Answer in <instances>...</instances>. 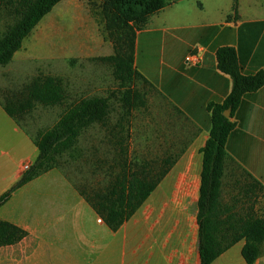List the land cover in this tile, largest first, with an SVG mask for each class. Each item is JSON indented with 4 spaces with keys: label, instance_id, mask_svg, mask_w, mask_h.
I'll return each instance as SVG.
<instances>
[{
    "label": "crops",
    "instance_id": "1",
    "mask_svg": "<svg viewBox=\"0 0 264 264\" xmlns=\"http://www.w3.org/2000/svg\"><path fill=\"white\" fill-rule=\"evenodd\" d=\"M88 2L62 0L57 13L44 23L48 27L53 22L54 46L67 61L111 55L112 47ZM233 4L234 0H169L137 33L135 69L193 130L138 212L112 231L69 180L53 169L16 190L0 208L1 221L27 233L17 244L0 247V264H201V150L212 128L207 106L223 103L232 89L231 78L218 69L216 53L233 47L243 73L264 70V0H238L237 18ZM197 52L201 63L187 64L186 57ZM31 58L18 51L12 62ZM3 102L0 99V197L38 155L33 139L5 112ZM232 121L223 187V197L227 190L229 199L224 197V202L232 204L231 199L239 197L236 212L264 218V87L244 96ZM238 172L249 176L246 184L254 181L262 188L258 199H241ZM188 202L196 204L192 219L185 215ZM245 244L236 243L213 264H247L242 255ZM254 264H264V254Z\"/></svg>",
    "mask_w": 264,
    "mask_h": 264
},
{
    "label": "trees",
    "instance_id": "2",
    "mask_svg": "<svg viewBox=\"0 0 264 264\" xmlns=\"http://www.w3.org/2000/svg\"><path fill=\"white\" fill-rule=\"evenodd\" d=\"M62 0H0V7H11L16 22L0 36V66L9 65L24 40L30 36L42 18ZM169 0H103L101 15L104 19V38L113 44L114 54L95 58L113 67L116 81L121 84L140 79L152 88L150 83L135 69L137 33L144 30L150 19L162 11ZM91 5V0L88 2ZM234 17L238 15V0L233 4ZM218 69L232 80V89L223 103H210L207 111L211 116L210 138L201 150L203 170L201 174L200 198L198 202V225L201 264L214 261L236 243L245 240L243 258L247 264H254L264 254V218L242 217L236 212L239 197L232 198V204L224 202L223 187L226 167L229 162L226 153L228 138L235 128L232 121L245 95L264 87V70L256 74H245L240 66L236 49L222 47L216 53ZM75 63V61H71ZM124 102L129 109L145 105L139 94L125 92ZM65 94L62 80L53 76L35 77L25 91L13 94L3 102L5 112L18 124L19 118L31 113L37 105L53 107L63 104ZM231 110V116L224 113ZM108 98L92 97L73 105L56 124L32 138L38 155L20 180L0 197V208L12 194L39 176L55 169L58 159L72 151L81 134L94 124L104 123L109 115ZM176 161H165L167 168L158 176L150 173H131L121 176L103 195H98V205L87 201L106 225L117 232L144 205L169 172ZM249 176H246V179ZM236 185L241 199H258L262 188L256 183ZM192 217L196 204L188 202L184 208ZM231 235H228V233ZM27 233L19 227L0 220V247L17 244Z\"/></svg>",
    "mask_w": 264,
    "mask_h": 264
},
{
    "label": "rangeland",
    "instance_id": "3",
    "mask_svg": "<svg viewBox=\"0 0 264 264\" xmlns=\"http://www.w3.org/2000/svg\"><path fill=\"white\" fill-rule=\"evenodd\" d=\"M102 2L91 0L92 4L88 5L100 21L101 33L105 36ZM60 7L56 5L24 40L19 51L33 56L31 60L0 66V99L5 100L25 91L39 75L62 80L65 94L63 104L53 107L37 105L31 113L19 118V125L34 139L39 132L52 128L67 109L80 101L92 97L108 98L110 111L107 120L86 129L75 148L58 159L55 168L86 201L88 198L98 205V195L105 194L121 176L144 171L154 178L162 174L167 168L165 161L179 158L193 130L156 90L140 79L121 84L115 80L113 67L108 63L92 59L65 60L54 46L57 39L52 36L53 22L48 27L44 26ZM67 19L64 18L66 24ZM15 22L11 7L1 6L0 36ZM108 43L112 47L109 52L113 55V44ZM43 44L44 48L40 46ZM42 50L45 52L41 54ZM128 90L139 94L145 105L129 109L124 102ZM8 92L12 95L6 94ZM238 174L241 175L238 177L240 189L250 180L243 178L240 172ZM228 195L226 190L224 197L229 199ZM185 215L187 219H192L189 212H185Z\"/></svg>",
    "mask_w": 264,
    "mask_h": 264
},
{
    "label": "built area",
    "instance_id": "4",
    "mask_svg": "<svg viewBox=\"0 0 264 264\" xmlns=\"http://www.w3.org/2000/svg\"><path fill=\"white\" fill-rule=\"evenodd\" d=\"M186 63L189 65H194V66L199 65L201 63V54L198 52L189 54L186 57ZM29 168H30V165H26L24 169L25 171H27Z\"/></svg>",
    "mask_w": 264,
    "mask_h": 264
},
{
    "label": "water",
    "instance_id": "5",
    "mask_svg": "<svg viewBox=\"0 0 264 264\" xmlns=\"http://www.w3.org/2000/svg\"><path fill=\"white\" fill-rule=\"evenodd\" d=\"M224 115L225 117L229 118L231 116V110H227Z\"/></svg>",
    "mask_w": 264,
    "mask_h": 264
}]
</instances>
